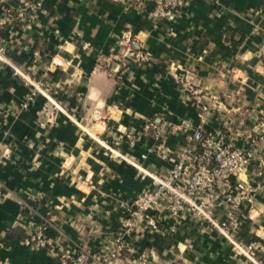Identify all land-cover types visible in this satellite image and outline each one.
<instances>
[{
  "label": "crops",
  "instance_id": "1",
  "mask_svg": "<svg viewBox=\"0 0 264 264\" xmlns=\"http://www.w3.org/2000/svg\"><path fill=\"white\" fill-rule=\"evenodd\" d=\"M23 0H0V264H57L55 252L84 250L100 264L124 229L127 212L151 189L125 161L162 176L197 128L250 151L238 180L255 192L238 206L208 199L230 236L253 244L264 264V0H191L172 22L151 0H34L27 23L7 17ZM17 69L64 109L49 116ZM49 219L48 249L21 240ZM138 221L128 246L108 264H249L216 229L187 211Z\"/></svg>",
  "mask_w": 264,
  "mask_h": 264
},
{
  "label": "built area",
  "instance_id": "2",
  "mask_svg": "<svg viewBox=\"0 0 264 264\" xmlns=\"http://www.w3.org/2000/svg\"><path fill=\"white\" fill-rule=\"evenodd\" d=\"M191 0H151L152 14L157 20L172 22L178 12ZM40 3L34 0H23L16 11H7V17L27 23L38 10ZM0 62L6 63V48L0 44ZM27 86L29 92L18 107L26 109L39 94L46 99L45 107L51 117L56 112H65L56 99L48 94L39 83L29 79L13 68ZM54 112V113H53ZM4 113L0 110V122ZM187 145L176 164L169 171L158 176L148 173L140 168L127 155L117 150L107 148L110 157L125 161L134 167L142 176L149 177L151 189L142 190L132 201L127 212L124 229L116 238L111 252L101 259L100 264H108L109 260L118 256L128 246V239L136 230L138 221H143L149 228H158L159 218H172L179 220L182 215L190 211L205 220L216 229L233 246L235 251L242 255L249 264H263L257 248L253 244H245L230 236L228 224L219 222L207 210L208 199L219 198V193L234 187L235 194L226 196L223 200L238 206L243 200H250L255 192L250 184L238 180L251 164L253 155L250 151L234 149L224 142V136L217 132H205L200 127L192 134L186 136ZM8 147L0 149V163L11 160ZM49 219L41 217L35 223L26 238L34 250L48 249L50 242L46 235ZM53 258L57 264H86L93 259V255L80 250L71 256L64 252H55Z\"/></svg>",
  "mask_w": 264,
  "mask_h": 264
},
{
  "label": "trees",
  "instance_id": "3",
  "mask_svg": "<svg viewBox=\"0 0 264 264\" xmlns=\"http://www.w3.org/2000/svg\"><path fill=\"white\" fill-rule=\"evenodd\" d=\"M26 238H27V237H25V236H22V237H21V240H24V239H26Z\"/></svg>",
  "mask_w": 264,
  "mask_h": 264
}]
</instances>
